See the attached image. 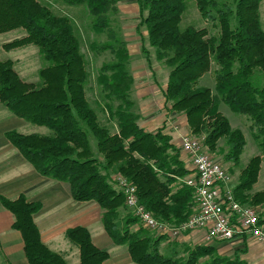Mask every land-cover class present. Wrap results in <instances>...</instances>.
Listing matches in <instances>:
<instances>
[{
  "label": "trees",
  "instance_id": "obj_1",
  "mask_svg": "<svg viewBox=\"0 0 264 264\" xmlns=\"http://www.w3.org/2000/svg\"><path fill=\"white\" fill-rule=\"evenodd\" d=\"M193 1L201 17L216 26L215 35L205 27L179 26L186 0H136L148 46L154 50V58L168 68L162 93L165 105L170 112L184 114L192 133L203 134V144L210 150L215 149L216 141L225 139V159L233 161L245 144L244 135L230 126L218 106L223 103L231 112L247 116L257 129L252 137L259 155L243 168L233 192L241 204L264 205V186L252 192L264 163V30L258 12L263 0ZM116 2L0 0V34L18 29L25 32L5 43L4 50L32 45L46 62L37 72L39 82L31 83L14 70L12 60L0 61V103L13 116L51 132L39 135L10 130L5 139L40 175L66 182L73 200L96 202L106 234L114 244L126 246L134 264H248L240 257L247 252L245 247L227 259L214 246L173 240L167 245L170 255H163L159 245L164 239L169 241L167 237L150 235L141 225L132 229L139 221L126 207V194L117 178L135 187L139 204L154 218L180 226L195 206L193 189L182 182L191 171L163 126L150 132L138 124L130 98L134 83L128 69L131 57L125 41L112 35L110 42L89 44L93 54L112 55L97 69L95 83L102 110L114 130L100 122L86 94L90 73L79 30L74 19L51 7L52 3L84 7L91 29L101 33L110 32L109 16ZM142 52L149 63L144 48ZM209 72L214 80L212 90L197 85ZM0 204L14 217L12 228L21 234L28 264H67L40 240L33 222L38 203L27 202L20 195L14 200L1 197ZM122 210L126 211L123 216ZM259 218L264 223V215ZM65 237L78 248L77 264H103L109 256L93 245L83 227L66 230Z\"/></svg>",
  "mask_w": 264,
  "mask_h": 264
},
{
  "label": "rangeland",
  "instance_id": "obj_2",
  "mask_svg": "<svg viewBox=\"0 0 264 264\" xmlns=\"http://www.w3.org/2000/svg\"><path fill=\"white\" fill-rule=\"evenodd\" d=\"M48 1L49 3L52 0H42ZM52 9L60 14H65L74 19L75 24L79 30V35L81 38V52L84 54L85 59L87 61V69L90 73V80L86 85V94L88 100L92 103L93 107L98 113L99 120L102 124L106 125L110 128L109 121L107 119L106 112L102 110V100L100 99L98 87L95 83V77L97 73V69L103 62L109 61L112 59V55L108 52H102L98 54H93L89 50L90 43H103L110 42L113 37H120L125 41L126 49L127 47L132 51L131 58L128 63V69L132 76H134V83L132 89L130 91V98L134 102V111L138 115V124L141 126L143 123H147V126H144V130L154 132L157 130L155 124L150 125L148 122L155 121V118L159 115L160 111L167 115V118L161 122V126H163L164 132L167 133L170 137H174L173 140H176L175 134L188 135L193 138H199L201 144L203 145V149L206 153L211 156V158L219 161L223 167L227 170L231 184L235 188L240 180V176L242 175V170L245 166H247L249 160L257 155H259V150L256 144V141L253 139L252 134L256 132V128L252 126V123L245 115L235 114L231 112L228 107L220 103L218 106V110L223 114L229 121V124L232 128H239L245 139V144L242 148V151L238 157L237 161H233L231 158L228 160L225 159L226 154L228 153L225 139H220L216 141V146L214 150H210L209 147L203 144V134H195L190 130L187 121L185 124V120L180 111H172L170 113L168 107L161 104L160 94L155 89V83L158 85L162 83V81L167 78L168 68L163 64V62H158L154 58V50L148 46L145 36L144 27L140 26V16L138 14L136 0H117L116 8L110 14L109 18L111 20L109 31H103L101 33H95L90 27V19L89 15L86 12L85 8L82 6L79 7H69L59 3H52ZM259 22L260 28L264 30V0L259 3ZM179 26L184 28L186 26H193L196 28L205 27L210 35H215L218 30L216 26L207 20H204L203 17L199 14L197 7L193 0H186V6L181 16V21ZM25 32L21 29L14 30L8 33L0 34V61L10 59L13 62L14 70L20 75L21 78L27 80V82L36 83L39 82V78L37 72L40 68L46 65V62L42 59L41 55L38 53V50L35 46L27 45L21 48L4 50L3 45L8 43L16 38L23 36ZM146 50V54L149 56V64L151 62L152 67L155 68L153 75L148 71L146 58L142 49ZM136 52H133V51ZM214 65H212V69ZM161 82V83H160ZM145 84V86H142ZM198 86L209 87L211 90L214 87V80L212 78V72L205 74L197 83ZM150 89V90H149ZM98 102L95 104V102ZM158 103H157V102ZM160 101V102H159ZM166 111V112H165ZM170 113V114H169ZM162 114V116H163ZM171 115V116H169ZM160 116V115H159ZM181 118V119H180ZM178 121V122H177ZM26 127L21 129L20 131L23 134H39V135H47L50 134V130L46 127L33 125L31 123L26 122ZM160 127V126H159ZM114 130V128H110ZM150 129V130H148ZM179 131V132H177ZM90 145L95 153V156H98V152L96 149L95 141L90 137ZM184 157L182 156V159ZM190 173L187 176H189ZM185 178V177H184ZM182 178V179H184ZM264 186V163L261 164L260 170L258 173L257 180L253 185L252 192L260 191ZM256 209L259 214L264 215V205L260 206H250ZM128 211V210H127ZM126 211H121V216L125 215ZM119 225H122V222L118 221ZM140 227V223L132 226V229L136 230ZM142 227V226H141ZM150 235H153L148 231ZM158 236V235H157ZM242 240H237L238 246L236 248L227 247L228 243L217 242L212 245L205 244L204 242H199V244H205L208 246H214L216 248L217 253L220 257L233 259L234 251L237 249H243L244 247L247 250H251L252 248L262 246L255 242L252 239H249L247 236L243 235ZM173 240H162L159 245L160 253L163 255H170V247H167L168 244H171ZM180 242V241H179ZM187 243L193 242L191 239L185 241ZM231 243V242H229ZM219 248H223L218 251ZM117 251H123L127 254L126 246H121L119 248L110 249V254L115 256ZM246 254V253H245ZM245 254H241L240 257L242 259H247L248 256ZM251 257V256H249ZM207 258V257H206ZM250 264H261L260 262L264 259L262 256L259 258H249ZM252 259V260H251ZM260 262L258 263V261ZM132 264V263H131Z\"/></svg>",
  "mask_w": 264,
  "mask_h": 264
},
{
  "label": "crops",
  "instance_id": "obj_3",
  "mask_svg": "<svg viewBox=\"0 0 264 264\" xmlns=\"http://www.w3.org/2000/svg\"><path fill=\"white\" fill-rule=\"evenodd\" d=\"M136 8L138 10V6ZM145 36L147 41L146 31ZM127 51L131 57L132 51L128 47ZM147 68L153 75L155 68L152 67L151 62L150 64L147 62ZM132 77L134 78V76ZM166 83L167 78L160 85L157 82L155 83V89L160 94L163 107L165 102L162 93ZM142 86H145V84H142ZM162 114L160 111V116L158 115L155 121L148 122V124H155L156 128L162 127L159 122L165 120L167 118L165 114L168 113H164L163 116ZM183 118L186 124V118ZM26 126L24 120L13 116L0 103V198L14 200L22 195L27 202L38 203L40 209L33 215V222L38 229L40 240L48 249L60 254L67 264H77L79 262L78 248L65 237L66 230L75 227L87 229L93 245L98 249L107 251L109 256L103 264H134L128 252L126 254L123 251H117L115 256L110 254V249L119 248L123 245L114 244L106 234L101 223L102 210L96 202L73 200L69 185L66 182L40 175L23 158L20 152L5 139V132L16 130L23 133L20 130ZM141 126L144 128L147 123H143ZM173 134L174 136H181V134H175V132ZM173 138L171 137V141L178 147L180 137H176V140H173ZM13 220V215L0 204V264H28L23 251L21 234L12 228ZM190 239L193 241L191 243L201 242L200 235L197 232L183 236L181 241L185 242ZM230 242L226 246H233V249L238 246L239 241ZM221 249L223 248H219L218 251L220 252ZM245 255L248 256L247 259H244L248 264H250L249 258H259L260 256L264 258L263 249L260 246H254L251 250H247ZM260 263L264 264V259Z\"/></svg>",
  "mask_w": 264,
  "mask_h": 264
},
{
  "label": "built area",
  "instance_id": "obj_4",
  "mask_svg": "<svg viewBox=\"0 0 264 264\" xmlns=\"http://www.w3.org/2000/svg\"><path fill=\"white\" fill-rule=\"evenodd\" d=\"M199 138L181 135L179 149L191 174L182 182L194 192L192 214L180 226L161 222L139 204L135 187L121 177L118 186L126 194V207L150 233L181 241L183 236L199 233L201 242L212 245L242 240L245 235L262 246L264 253V223L253 207L241 204L234 196V187L223 165L203 149Z\"/></svg>",
  "mask_w": 264,
  "mask_h": 264
}]
</instances>
